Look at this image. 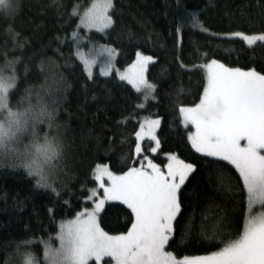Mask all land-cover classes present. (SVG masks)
<instances>
[{"label":"trees","instance_id":"obj_1","mask_svg":"<svg viewBox=\"0 0 264 264\" xmlns=\"http://www.w3.org/2000/svg\"><path fill=\"white\" fill-rule=\"evenodd\" d=\"M19 2L15 28L21 33L20 41L26 43L22 49L14 47L11 40L5 43V25L0 23V65L5 52L9 61L19 57L13 103L22 100L27 106L26 90L31 91L33 104L37 94L44 105L56 101L58 130L48 129L46 124L37 127L41 136L43 131L59 132L65 146V163L55 184L60 193L57 196L51 189L37 188L34 179L17 166L18 160L0 158V264H23L27 250L42 260L41 241L54 236L59 222L71 219L80 210L84 194L93 187L91 169L95 164L107 163L117 173L132 165L135 132L146 117L161 118L160 151L155 155L148 152L156 162H166L167 154L175 153L196 165L182 186L181 214L174 222L182 254L203 255L215 250L218 241L208 238L213 225L219 220L217 231L234 232L240 221L243 193L235 178L238 174L230 177L224 172L221 178L218 165L223 162L202 157L191 149L176 109L179 104L195 102L201 89L202 72L188 70L194 63L215 58L231 67L264 70V48H249L238 39L212 35L264 31V0H114V27L104 33L92 32L88 37L92 44L116 50L117 69L125 70L133 63L137 51L154 57L148 80L157 85L156 99L144 108L137 107L143 97L119 81L115 72L105 76L96 67L93 79L88 78L74 55V17L70 20L66 14L57 15L54 8L47 7L51 0ZM75 2L64 0L65 4ZM88 2L79 0L81 5ZM71 10L68 7L61 11ZM186 11L194 13L208 31L185 23ZM181 63L187 67H181ZM149 145L146 141V151ZM126 212L117 202L107 204L100 214L101 226L110 234H119L126 230ZM21 241L31 244L17 253L16 245Z\"/></svg>","mask_w":264,"mask_h":264},{"label":"snow or ice","instance_id":"obj_2","mask_svg":"<svg viewBox=\"0 0 264 264\" xmlns=\"http://www.w3.org/2000/svg\"><path fill=\"white\" fill-rule=\"evenodd\" d=\"M47 7L54 8L57 15L75 18L71 34L74 55L88 78L93 79L92 67L97 57L83 54L81 36L114 27V0H90L84 5L79 0L71 4L51 0ZM68 7L71 12L61 11ZM19 9V0H0L5 43L11 40L14 47L22 49L26 41H20L21 33L15 28ZM184 22L208 31L194 13L186 11ZM180 30L177 26L176 31ZM212 35L230 41L238 39L249 48L253 45L264 48V31ZM90 51H95V46ZM115 51L106 45L98 53L107 55L102 75H111ZM18 62L19 57L9 61L5 52L4 63L0 65V158L18 160L17 166L34 179L37 188L51 189L59 196L55 184L64 171L65 146L58 131L56 134L43 131L41 136L37 127L46 124L48 129L58 130L56 101L51 106L44 105L37 94L33 104L31 91L26 90L27 106L22 100L13 103L18 86L15 67ZM153 62V56L137 51L135 61L123 72L115 69L118 80L143 97L138 108L156 99L157 85L146 76L147 66ZM181 67L187 66L181 63ZM188 70L202 72V85L195 102L178 105L179 122L195 153L223 162L218 165L221 178L224 172L230 177L238 174L235 178L243 193L242 223L238 221L234 232L225 233L217 231L218 220L208 237L218 241L215 250L203 255L182 254L175 239L174 222L181 214L182 186L196 165L175 153L167 154L166 163L156 162L148 152L155 154L160 148L156 130L161 118L146 117L135 132L132 165L117 173L107 163H96L91 169L93 187L84 194L85 202L79 206L80 210L71 219L60 221L54 236L41 241L42 260L27 250L23 264H264V70L231 67L215 58L194 63ZM25 139L27 143L23 142ZM145 139L151 142L147 151L142 148ZM228 190L231 191L230 186ZM109 202H118L127 209L126 230L119 234H110L101 226L100 213ZM30 244L31 241L17 243V253L22 246L28 248Z\"/></svg>","mask_w":264,"mask_h":264},{"label":"rangeland","instance_id":"obj_3","mask_svg":"<svg viewBox=\"0 0 264 264\" xmlns=\"http://www.w3.org/2000/svg\"><path fill=\"white\" fill-rule=\"evenodd\" d=\"M109 30V29H108ZM107 31V30H106ZM92 32H95V33H104V32H97L95 30L91 31V32H86L83 33V35L81 36V40H80V45H81V51L83 52V54L85 55V53L87 52L90 56H95L97 57V62L95 65H93L92 67V70H94L96 67L99 68L100 72H101V69L104 67V64H105V61L107 60V55L106 54H99L98 53H101L102 49L104 46H106L105 44H92L89 37H88V34L92 33ZM93 46H95V51H90ZM108 46V45H107ZM254 46V45H253ZM110 47V46H109ZM112 48V47H111ZM88 55V56H89ZM116 58H117V54L116 52L113 54L112 58H111V62H112V65H113V70L112 72H115V69L116 68ZM151 64V63H150ZM150 64H148L147 66V71H146V76L148 78V70H149V66ZM121 72H123L124 70L118 68ZM149 101H152V100H149ZM161 127V125H160ZM160 127L156 130V134L158 136V132H159V129ZM148 141L149 143H151L149 140L145 139L143 142H142V148L143 149H146V146H145V142ZM160 151V148L158 149L157 153L155 154H158ZM155 154H152V155H155ZM214 159V158H213ZM166 163V162H165ZM191 175V174H190ZM190 177V176H189ZM109 203H116V202H109ZM107 203V204H109ZM118 203V202H117ZM106 204V205H107ZM105 205V207H106ZM102 213V212H101ZM100 213V214H101Z\"/></svg>","mask_w":264,"mask_h":264}]
</instances>
